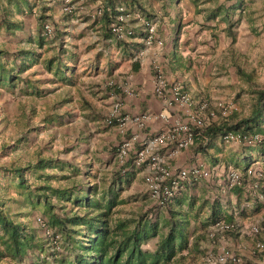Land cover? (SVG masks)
<instances>
[{
	"label": "trees",
	"instance_id": "1",
	"mask_svg": "<svg viewBox=\"0 0 264 264\" xmlns=\"http://www.w3.org/2000/svg\"><path fill=\"white\" fill-rule=\"evenodd\" d=\"M7 2V6L0 5V30L14 33L19 28L11 21L9 6L15 0ZM43 10L34 43L13 52L0 46V125L13 132L7 138L0 135V180L7 183L5 188L15 189L12 193L0 189V264H204L205 256L211 254L203 246L208 243L209 227L221 221L233 225L231 218L213 209L200 229L192 230L197 216L191 202L175 199L159 208L146 189L133 202L125 195L140 174L131 161L120 165L116 159L114 167L106 170L95 154L85 161L61 158L56 127L77 114L87 124L96 122L99 111L81 92L73 53L62 50L51 55L48 47L37 51L57 33L54 21ZM116 14L115 6L108 2L99 17L90 19L101 21L103 38L116 40L126 53L133 47L130 40H118L111 32ZM47 21L55 27L51 38L43 33ZM126 57L132 61L134 55ZM231 63L236 76L250 85V111L246 113L234 101L237 109L231 115L196 133V151L202 152L226 133L260 135V144L264 142V87L253 85V74L243 69L239 58ZM34 66L49 77H43L42 71L24 76ZM138 70L137 60L132 61V72ZM6 95L15 101L14 108L8 107ZM116 147L107 151L112 157ZM14 206L38 210L41 215L31 217L30 212L14 211ZM229 232L209 240L219 243Z\"/></svg>",
	"mask_w": 264,
	"mask_h": 264
},
{
	"label": "crops",
	"instance_id": "2",
	"mask_svg": "<svg viewBox=\"0 0 264 264\" xmlns=\"http://www.w3.org/2000/svg\"><path fill=\"white\" fill-rule=\"evenodd\" d=\"M108 2H112L115 8L123 7L148 19L156 26L163 46L145 49L144 26L135 18L127 22L134 31V36L127 40L134 47L129 52L122 53L116 40L104 39L101 21H92L90 17L97 3L105 6ZM0 5L7 6V0H0ZM9 7L11 21L19 29L14 33L1 29L0 46L13 52L34 43L40 32L39 19L44 8L45 17L54 21L57 31L44 47L49 48L51 55H58L62 50L73 53L77 58L75 73L83 78L84 75L96 78L84 82L82 88L98 91L92 84L97 85L104 78H114L119 87L126 83L135 93L133 97L124 95L122 98L126 113L148 112L168 117V122L153 119L142 131L133 127L121 135L116 128L106 127L107 131L103 133L110 135L105 139H114L116 143L123 135H136L141 140L182 118L178 109L163 107L154 95V62H161L167 79L178 83L197 105L203 100L215 99L219 93H226L238 84L231 60L243 59L251 44L258 42L264 32V0H74V11L70 15L62 12L59 0H15ZM32 47L37 49L34 44ZM128 53L134 55L132 61L137 60L138 72H132L131 58L126 57ZM33 68L24 76H35L38 71L36 66ZM220 121L221 118H216L209 124ZM96 122L104 121L98 119ZM197 146L195 140L191 148L167 162L171 169L198 167L211 172L207 179L185 184L175 198L193 204L197 222L192 223V230L194 227L199 230L201 221L208 218L213 209H218L233 221L225 243L241 258L239 264H264V256L254 247L256 241L264 243V142L256 146L226 145L218 136L202 152L196 151ZM246 150L251 153L246 154ZM252 151H256V157ZM104 155L111 159L106 163V170H111L117 156L112 157L107 151ZM233 169L242 172L251 169L262 176L259 180L246 177L241 187L228 188L226 174ZM138 176L142 178L141 174ZM256 182L257 189L253 188ZM254 226L259 228V233L251 236L249 231Z\"/></svg>",
	"mask_w": 264,
	"mask_h": 264
},
{
	"label": "built area",
	"instance_id": "3",
	"mask_svg": "<svg viewBox=\"0 0 264 264\" xmlns=\"http://www.w3.org/2000/svg\"><path fill=\"white\" fill-rule=\"evenodd\" d=\"M63 13L71 14L74 11V0H59ZM85 2L87 0H79ZM104 5L97 3L91 14V18L99 17ZM110 11V9H107ZM114 23L111 25V32L118 39H130L134 36V31L128 27L127 22L135 18L144 26L145 37L143 40L144 48L150 49L153 46L161 48L163 42L158 37L156 26L141 14H132L123 7L116 8ZM43 33L47 38L53 37L55 27L51 21H47L43 26ZM142 53H140L141 55ZM154 95L161 101L163 107L167 109H178L182 113V118L173 121L164 130L156 134L145 135L143 139H137L136 135L126 137L123 135L122 140L116 147V156L120 165L131 161L133 167L139 170L142 175L144 187L149 195L150 200L156 207L164 208L168 206L185 188L189 182H197L207 179L211 172L198 167L186 169H171L168 167V161L177 157L182 151L191 148L194 145L197 132L208 127L209 122L216 118H226L237 109L233 101L227 100H203L195 105L191 95L184 91L178 83L170 82L165 74L161 62L152 64ZM134 96V91L128 93ZM123 102L119 99L114 101L109 116L104 120L106 127H114L119 134H124L131 128L143 130L146 125L153 119H161L168 122V117L159 114L144 112L141 114L131 115L124 111ZM221 141L226 145H246L255 146L260 144L262 137L254 135L252 137L242 136L239 134L226 133L221 136ZM139 142V146H138ZM256 179L261 178L260 172L254 170H229L226 174V185L228 188L241 187L246 177ZM253 188H258L257 182ZM36 222L43 226L40 218ZM232 224L217 222L208 229V238L212 239L217 235L231 231ZM250 235L255 236L259 233L258 227L250 228ZM255 251L264 256V243L256 241L254 244ZM241 258L232 253L226 243L221 244L219 253L212 255L208 253L204 258V264H239Z\"/></svg>",
	"mask_w": 264,
	"mask_h": 264
},
{
	"label": "rangeland",
	"instance_id": "4",
	"mask_svg": "<svg viewBox=\"0 0 264 264\" xmlns=\"http://www.w3.org/2000/svg\"><path fill=\"white\" fill-rule=\"evenodd\" d=\"M260 39L258 42L255 41V43L251 44V49L246 53V55L243 57V59H240L241 63L243 64V69L253 74V84L257 87H264V32H262V35L258 38ZM45 49L42 48L41 52ZM51 54V53H49ZM34 68L31 69L33 71ZM38 73L42 71L43 77L48 78L49 75L44 73L43 70L36 66ZM96 78H89L80 77V89L81 92L84 94L85 99L88 101H91L92 104L95 105L97 110L99 111L98 119H101V121L105 120L110 113L111 107L116 101V99H119L123 102L122 98L124 95H128L133 89L128 84H120V87L118 83L114 80V78H104L101 83L92 84V87L98 88L97 90H91L82 88L84 87L82 84L86 81H94ZM238 84H235L233 89H230L226 91V93L222 92L219 93L218 96H216L215 99H208L210 101L215 100H227V101H237L239 106H241L246 113L250 111V106H248L251 103V94L249 92L250 85H247L244 81L240 80L237 77ZM91 87V84L89 85V88ZM246 90V91H245ZM106 92V94L104 93ZM6 100H8V107L14 108L16 106V103L12 98H10V95H6ZM76 97V96H75ZM238 97V98H237ZM109 98L111 102L109 101ZM251 100V101H250ZM78 102V99L76 100ZM124 105V102H123ZM14 110V109H13ZM125 111V110H124ZM97 120V119H96ZM56 137H57V149L61 153V158L63 160H69V161H85L90 156L95 154L96 157L100 159L99 166H106L107 160L109 158H106V155H104V151H111L113 148H115L118 143L122 140V137H119L117 143L116 141L105 139L110 134H104L103 132H106V126L102 122H90L87 124V121L84 118L78 117V114L73 116L72 120H65L64 123H61V125H58L56 127ZM10 134H13L10 127H3L2 124L0 125V135L10 136ZM120 136V135H119ZM105 144V145H104ZM116 145V146H115ZM24 151H27V148H24ZM246 154L251 153V151H245ZM248 152V153H247ZM254 157H256V151H252ZM25 156L27 157V153L23 152ZM20 154V153H19ZM23 154V156H24ZM98 166V167H99ZM97 167V166H96ZM104 167V168H105ZM0 189L6 190L7 188L4 181L0 180ZM2 187V188H1ZM15 189L8 188V193L14 192ZM145 194V187L143 183V179L140 178V176L137 177L135 182L127 189L125 195H130L131 200L133 202V197L136 196V198H141L142 195ZM19 201H21V198H18ZM145 199V201H147ZM149 201V200H148ZM141 201L137 204L139 206ZM24 211V212H30L31 217H36L37 215H41V212L38 210L32 211L30 208H19L17 206H14V211ZM206 235V232H205ZM207 238V237H206ZM208 239V238H207ZM225 239L220 237L218 239L219 243H212L208 239V243L203 244L204 249L207 251H211V254H218L220 250L221 244H225ZM154 242V241H153ZM203 262V258L201 263Z\"/></svg>",
	"mask_w": 264,
	"mask_h": 264
}]
</instances>
